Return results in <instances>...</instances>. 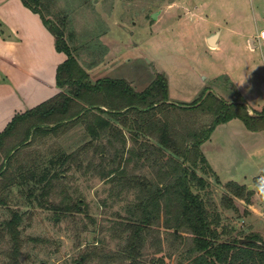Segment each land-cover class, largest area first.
<instances>
[{
  "label": "trees",
  "instance_id": "16d2710c",
  "mask_svg": "<svg viewBox=\"0 0 264 264\" xmlns=\"http://www.w3.org/2000/svg\"><path fill=\"white\" fill-rule=\"evenodd\" d=\"M19 1L38 15L65 60L55 72L60 91L16 114L0 132V208L7 210L0 221V244L8 239L4 264L29 260L22 254L24 243H49L33 236L22 239L26 214L28 221L35 210L59 219L87 214L84 197L70 194L67 186L76 175L106 182L111 197L133 199L107 229L116 248L94 242L75 263L165 264L163 256L145 260L149 247L154 256L160 253L164 232L175 264H264L261 236L234 231L222 216L237 211L236 200L251 205L255 192L264 197V171L253 178L252 191L235 182L222 185L216 205L206 189L209 179L220 183L201 151L214 129L233 119L248 131H263L264 108L250 115L240 95L234 100L240 103L228 105L211 94L202 100L206 90L188 106L171 104L160 74L140 93L123 80L92 82L88 71L101 62L98 50L104 48L79 43L56 0ZM86 219L82 233L96 224ZM239 239L249 242L239 244Z\"/></svg>",
  "mask_w": 264,
  "mask_h": 264
},
{
  "label": "rangeland",
  "instance_id": "374dc122",
  "mask_svg": "<svg viewBox=\"0 0 264 264\" xmlns=\"http://www.w3.org/2000/svg\"><path fill=\"white\" fill-rule=\"evenodd\" d=\"M56 2L57 10L66 11L69 15L79 43L97 42L104 48L98 50L101 62L88 71L92 82L104 78L123 80L140 93L160 74L166 78L171 104L188 106L206 90L226 103L234 102L240 95L249 114L260 113L264 108V41L256 38L264 29V0ZM153 14L155 19H152ZM0 30H3L0 38L4 39L6 32L2 23ZM217 32L218 46L210 48L207 37ZM214 132L228 130L218 126ZM215 135H218L221 150L215 148L212 141L203 149L201 147L203 154L211 162L221 156L219 162L222 165L229 163L230 154L231 164L220 168V181L243 185L245 181L237 176L243 170L240 169L243 165L241 152L225 140L224 135ZM227 172L237 173L236 177L227 178ZM246 173L251 171L246 170ZM208 182L210 185L206 190L218 205L224 194V184L219 182L218 185L213 179ZM67 186L70 194L84 197L87 214L81 213L74 219H59L49 212L33 210V218L29 221L26 214L20 227L22 239L33 236L47 239L49 243L44 246L24 243L22 254L29 260L23 264H78L75 262L82 249L100 240L108 248H116V242L110 239L107 229L117 219L116 214L120 217L125 215V205L133 196L111 197L110 185L106 182L78 175L69 177ZM245 186L250 187L249 191L254 190L252 180ZM251 200V206L264 213V197L255 192ZM235 205L236 212L228 210L222 214L225 226H235L234 231L243 235L250 234L252 225L244 210L245 204L236 200ZM81 210L84 211V207ZM6 214L7 210L0 208V221L5 220ZM86 216L94 218L96 224L94 227L88 225V231L82 233L80 228L82 223H87ZM253 229L260 232L258 235L264 240V225L254 224ZM160 234V253L154 256L153 249L149 247L145 260L148 262L163 256L165 264H175L176 255L168 257L170 250L165 233ZM7 240L5 238L0 244V264H4L2 253L7 249Z\"/></svg>",
  "mask_w": 264,
  "mask_h": 264
},
{
  "label": "crops",
  "instance_id": "0c3cea01",
  "mask_svg": "<svg viewBox=\"0 0 264 264\" xmlns=\"http://www.w3.org/2000/svg\"><path fill=\"white\" fill-rule=\"evenodd\" d=\"M0 23L6 32L4 39L0 38V132H2L16 114L37 106L60 91L55 85V72L57 66L65 60V55L55 51L53 37L43 26L38 15L24 8L19 0H0ZM217 40L218 36L215 48L218 46ZM240 122L233 119L219 125L224 126L228 132H214V129L210 138L201 147L203 149L204 145L213 141L215 148L221 150L218 135L215 133L224 135L225 140L230 141L231 145L241 152L243 165L240 169L243 170L237 176L244 180L243 185H246L264 171V130L251 132ZM203 155L222 183L220 168L231 164L230 154L229 163L225 165L219 162L221 156L215 157L211 162L205 154ZM246 170L251 173H246ZM225 174L227 178H233L237 173ZM244 210L252 225L251 233L260 234L253 229V225L258 223L264 225V213L251 205H245Z\"/></svg>",
  "mask_w": 264,
  "mask_h": 264
},
{
  "label": "water",
  "instance_id": "95a60500",
  "mask_svg": "<svg viewBox=\"0 0 264 264\" xmlns=\"http://www.w3.org/2000/svg\"><path fill=\"white\" fill-rule=\"evenodd\" d=\"M155 14H153L152 15V19H155ZM217 36H218V33H214V34H212V35H210L208 38H207V44H208V46L211 48H214L215 46H216V39H217ZM209 94H211L212 95V93L210 92V91H208V92H205L204 93V95H203V97H202V100H204L205 98H206V96L207 95H209ZM232 103H240V102H232ZM232 103H227L228 105L229 104H232ZM249 188L250 187H248V190H249ZM239 244H243V243H246V242H249V241H247L246 239H239Z\"/></svg>",
  "mask_w": 264,
  "mask_h": 264
},
{
  "label": "built area",
  "instance_id": "2783aa9c",
  "mask_svg": "<svg viewBox=\"0 0 264 264\" xmlns=\"http://www.w3.org/2000/svg\"><path fill=\"white\" fill-rule=\"evenodd\" d=\"M256 38L258 41H264V29L258 32Z\"/></svg>",
  "mask_w": 264,
  "mask_h": 264
}]
</instances>
